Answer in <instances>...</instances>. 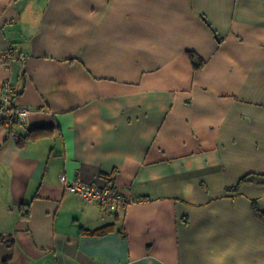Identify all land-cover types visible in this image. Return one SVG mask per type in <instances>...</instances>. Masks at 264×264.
<instances>
[{
	"label": "crops",
	"instance_id": "1",
	"mask_svg": "<svg viewBox=\"0 0 264 264\" xmlns=\"http://www.w3.org/2000/svg\"><path fill=\"white\" fill-rule=\"evenodd\" d=\"M6 50L0 264H264V0H0Z\"/></svg>",
	"mask_w": 264,
	"mask_h": 264
},
{
	"label": "built area",
	"instance_id": "2",
	"mask_svg": "<svg viewBox=\"0 0 264 264\" xmlns=\"http://www.w3.org/2000/svg\"><path fill=\"white\" fill-rule=\"evenodd\" d=\"M16 59L24 61V58L22 56H16L12 50L4 51L0 58L2 63L6 65H9L12 61ZM9 94L10 90H8L6 95L3 97L2 104L0 106V124L14 114L19 119L18 125H24L29 110L24 107H17L13 112H10L8 110ZM4 127H9L8 121H6ZM14 133L15 131H13V134ZM61 182L67 191L75 195L81 196L84 200L89 203L98 204L104 207L106 211L111 214H116L124 210L130 203V199L128 198V196H126L122 190L118 189L114 185L100 188L87 184L82 180L71 182L67 179L66 176L61 177Z\"/></svg>",
	"mask_w": 264,
	"mask_h": 264
},
{
	"label": "trees",
	"instance_id": "3",
	"mask_svg": "<svg viewBox=\"0 0 264 264\" xmlns=\"http://www.w3.org/2000/svg\"><path fill=\"white\" fill-rule=\"evenodd\" d=\"M188 55H189L193 65H194V68L200 69L203 66L204 62L194 52H188ZM19 95L20 94H17L15 92L10 91V94H9V107H8L9 108L8 110L10 112H13L18 107L16 105V99L19 97ZM6 121L9 122V127H7L6 129L11 134L15 130V128L18 126L19 119L13 114L10 118L6 119L0 125L1 126H5ZM45 134H47L46 131L36 130L34 132H31L29 134V136L27 137V139L39 138V137L44 136ZM18 143L20 145L23 144L21 139L18 140ZM242 183H257V184H260V185H264V175L249 174V175L245 176L244 178H242L240 184H242ZM238 189H239V187H235V188H232L230 190H232L234 192H237ZM254 213L259 219L264 221V213L258 208V206L256 204H254ZM28 216H29L28 212H26L23 215L24 218H27ZM105 233H106L105 230H98V231L93 232L92 235H103Z\"/></svg>",
	"mask_w": 264,
	"mask_h": 264
}]
</instances>
